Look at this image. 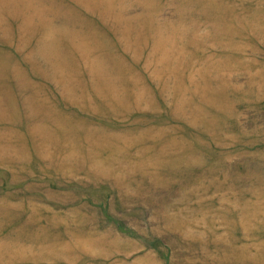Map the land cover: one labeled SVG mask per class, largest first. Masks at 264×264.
I'll return each mask as SVG.
<instances>
[{
  "label": "rangeland",
  "instance_id": "374dc122",
  "mask_svg": "<svg viewBox=\"0 0 264 264\" xmlns=\"http://www.w3.org/2000/svg\"><path fill=\"white\" fill-rule=\"evenodd\" d=\"M0 264H264V0H0Z\"/></svg>",
  "mask_w": 264,
  "mask_h": 264
}]
</instances>
